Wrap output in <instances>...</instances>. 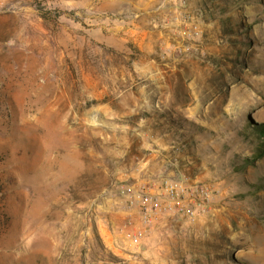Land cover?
Returning a JSON list of instances; mask_svg holds the SVG:
<instances>
[{
	"label": "rangeland",
	"instance_id": "374dc122",
	"mask_svg": "<svg viewBox=\"0 0 264 264\" xmlns=\"http://www.w3.org/2000/svg\"><path fill=\"white\" fill-rule=\"evenodd\" d=\"M146 1L5 2L0 264L140 262L114 213L163 139L214 190L195 264H264V0H205L189 40Z\"/></svg>",
	"mask_w": 264,
	"mask_h": 264
},
{
	"label": "crops",
	"instance_id": "0c3cea01",
	"mask_svg": "<svg viewBox=\"0 0 264 264\" xmlns=\"http://www.w3.org/2000/svg\"><path fill=\"white\" fill-rule=\"evenodd\" d=\"M188 2L193 12L200 13L203 17L206 16L205 0H188ZM144 8L151 15L153 24L161 34L174 31V28L165 20L167 15L171 16L174 10L173 7L167 5L166 1L147 0ZM159 145V151L155 156L161 160L155 167V171L150 175L142 174L143 166L138 164L137 168H132L123 174L125 186L135 184V186L144 187L152 193L163 194L167 182L182 179L188 175L182 166L184 161L174 151L182 152V149L179 146L169 145L164 139ZM176 145L180 144L176 143ZM182 147L183 150L186 149V146ZM187 147L190 145L187 144ZM166 148H169V151H166ZM190 175L192 181L204 182L203 178ZM144 218L145 214L140 208L130 207L126 203H122V206L114 213V227L122 231V236L127 244L129 243L137 249L136 252L141 261L136 264H195V257L198 253L195 244L199 237L194 234L195 232L191 228L197 227L198 221L206 217L191 222L173 216L153 214L147 224ZM191 231L192 233H190ZM131 236L141 238L140 246L132 244ZM112 238L117 241L115 237ZM135 258L137 260V257Z\"/></svg>",
	"mask_w": 264,
	"mask_h": 264
},
{
	"label": "built area",
	"instance_id": "2783aa9c",
	"mask_svg": "<svg viewBox=\"0 0 264 264\" xmlns=\"http://www.w3.org/2000/svg\"><path fill=\"white\" fill-rule=\"evenodd\" d=\"M173 7L171 16L167 15L166 22L170 24L184 39H191L203 33L200 13L192 11L188 0H164ZM5 0H0V13L4 10ZM130 207H138L145 214L144 221L149 223L153 214H162L196 221L211 213L214 201V190L210 184L192 181L188 177L167 182L163 194L152 193L144 187H128L124 191ZM133 245L140 246L141 238L131 236Z\"/></svg>",
	"mask_w": 264,
	"mask_h": 264
}]
</instances>
